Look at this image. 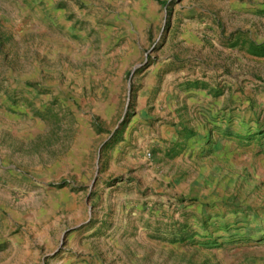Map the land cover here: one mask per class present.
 I'll use <instances>...</instances> for the list:
<instances>
[{
	"label": "rangeland",
	"instance_id": "obj_1",
	"mask_svg": "<svg viewBox=\"0 0 264 264\" xmlns=\"http://www.w3.org/2000/svg\"><path fill=\"white\" fill-rule=\"evenodd\" d=\"M0 264H264V0H0Z\"/></svg>",
	"mask_w": 264,
	"mask_h": 264
}]
</instances>
